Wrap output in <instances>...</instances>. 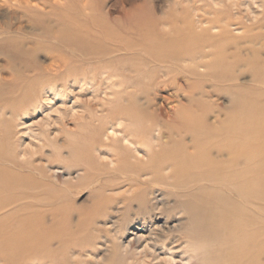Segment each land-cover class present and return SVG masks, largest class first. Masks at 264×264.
<instances>
[{
    "label": "bare ground",
    "instance_id": "6f19581e",
    "mask_svg": "<svg viewBox=\"0 0 264 264\" xmlns=\"http://www.w3.org/2000/svg\"><path fill=\"white\" fill-rule=\"evenodd\" d=\"M240 1L222 0L220 10L211 8L194 20L187 11L181 17L176 13L156 16L153 7L143 1L106 9L101 0H0V8L7 5L9 9L6 20H0V73L5 74L0 86L9 97L0 102L2 113L15 116L20 112L16 102L29 105L34 92L64 88L60 82L65 80L68 85L86 78L96 79L95 84L106 85L107 81L105 87L114 96L105 115L98 116V108L87 107L80 113V123L70 121L78 131L71 133L73 141L62 143L75 159L69 167L72 172L66 175L87 174L82 173L77 182L56 186V167L35 163L30 157L33 153L15 141L10 149L0 148V264H92L93 260L100 264L95 247L98 236L89 235L82 249L65 225L71 217L66 192L84 184L97 186L86 210L94 224L103 218L104 227L114 214H126L133 201L141 208L150 204L149 210L158 213L166 195L183 197L179 205L192 206L190 214L208 213L201 222L206 232L200 235L197 230L185 239L182 250L190 258L194 257L191 253L198 255L196 251L202 255L201 246L190 248L194 237L195 242L211 245L203 251V259L199 258L201 264H264V0L259 5L254 0L242 3L249 14L255 13L251 18L246 15L249 24L242 16L233 17L232 11L240 14ZM252 5L262 10L257 13ZM41 57H48V64L41 65ZM246 74L250 80H245ZM221 92L230 97V113L223 121L207 124L212 111L207 99ZM102 103L98 112L103 114ZM163 106H170L164 112L169 118L166 126L156 121L161 119ZM123 122L130 126L119 130L122 137L113 139L112 133L103 140L107 131L116 134ZM9 123L0 118L2 128ZM130 136L135 139L129 140ZM12 137L1 133L0 144ZM125 142L130 146L122 145ZM23 156H27L24 161ZM100 156L107 160H99ZM122 186L127 187L119 191L117 200L104 196L117 193ZM63 194L64 199L60 198ZM148 213L143 223L149 229L155 225L157 232L152 230L151 240L137 252L140 255L152 252L159 246L161 233L174 231L182 223L177 217L171 226L167 222L157 225ZM120 226L125 230L124 224ZM178 237L182 239V234ZM124 246L126 252L130 244ZM83 250L86 260L74 258ZM111 250L115 254L116 249Z\"/></svg>",
    "mask_w": 264,
    "mask_h": 264
},
{
    "label": "rangeland",
    "instance_id": "374dc122",
    "mask_svg": "<svg viewBox=\"0 0 264 264\" xmlns=\"http://www.w3.org/2000/svg\"><path fill=\"white\" fill-rule=\"evenodd\" d=\"M87 1H90L91 2L92 0H87ZM101 1L104 3L103 6H105L106 9L109 6H111V5H115V7L124 6V7L127 8V7H129L128 5L131 4V3H135L137 5L138 4L140 5L141 2L143 1L144 3H146V5H149V6L153 7L152 8V11H153V13L156 16H159L160 17V16L163 15L164 17H166L169 14H175L176 13L177 16L181 17V16H183V12L184 11H187L189 13V15L193 16L194 20H196L197 19V16L200 15V14H202V12H209V9L210 10H212V9H218V10H220L222 8V4H223L222 3V0H101ZM246 1H248V0H241L238 3L237 8H238L240 14L237 13L236 11H232V13H233V17L235 16V19H239L242 16L241 17V20L243 22H245V23H248L249 21L246 18V15H249V18H251V17H253L255 15V13L253 15L252 14H249V12L246 10V8L242 5V3L243 2H246ZM254 1L257 2V4H258L260 0H254ZM254 1L252 0L251 3H254ZM219 5H220V8H219ZM251 8H253V10L255 9V12H257V13H259L262 10V9H258L257 8V5H252ZM8 10L9 9H8V6L7 5L6 6H2L0 8V20L1 21L2 20L3 21L6 20L5 18L7 16H6L5 11L8 12ZM256 10H258V11H256ZM257 15L258 14H256V16ZM244 16H245V18H244ZM1 63H3V62L0 59V64ZM40 64L41 65L43 64V66H44V64L45 65L48 64V57H41L40 58ZM4 75L5 74L0 73V82H1V79L4 78ZM243 77L245 78V80L246 79L247 80H250V75L249 74H246V76H243ZM87 80L90 81L88 78H86L85 81L83 80L82 83L79 82L78 80H76V81L73 80V81H71V83L69 85L67 83H65L66 80L63 81V82H60V84L62 83V85L64 86V88L63 87H60V88L56 87L57 89L56 88H53V90L55 89V90L58 91L57 94H55V95H52V93H51L53 90H51L50 92H47L46 91L47 88H44L42 90H38L37 92H34L33 99L31 100L32 102L30 101L29 102V105L28 104L26 105V106H28V108L26 106H24V107L22 106L23 105V101H21V103L20 102H16V103H18L16 105V108L19 107V109H20L19 110L20 112L18 111L19 113L18 114L16 113V115H15L16 117L13 116V114H10V115H9V113L8 114H4V113H2L0 111V118L5 119V120H8L10 122L9 124L5 125L4 128H2L3 126L0 124V134L6 131L7 134L9 133V137H10V135L12 137L17 132L16 135L13 136L14 138L12 137L11 139L7 140V143L6 142H2L0 144V148L2 150H4V148L7 146V147H9L8 149H10V147L12 145H14L13 144V141H15V144L18 145V147L20 145H22L20 147H23V148L26 147L29 150L28 153H31V154L33 153L32 156H30L31 154L28 155V156H30L33 161H36L35 163L38 162V163L42 164L45 167L46 166L52 167V168H55L56 167L55 168L56 169L55 170V174L57 175V178H58V180H56V182H55L56 183V186L57 185H60V184L61 185H63V184L64 185H67L66 183L68 181H76L77 182L83 176L82 173H84L83 171H80V173L77 172V174L76 173H73L70 176H67L66 175L71 170V168H69V167L71 165H74L75 159L73 158V153H69L68 152V149L67 148H64L63 147V144H62V143H66V140H67V142H71V141L74 140V136L71 133L72 132L74 133L76 131V128H77V131H78V126H77V124L75 125L73 123H75V122L78 123V121L80 123V120H79L80 119V113L83 112L85 110V108H87V107H89L92 110H95L96 108H98V111H100L98 106H100L101 104L99 105V101H100V103H101V101L103 102L102 104L104 105V112L102 114V112H98L97 111L98 114L96 112V115H98V116L105 115L104 113L106 112V110H111V108L113 106L112 103L109 105L108 102H112V100H114V96L113 95H110L111 94V92H110L111 89L108 91L109 87H107V88L105 87V86H107V84H109V82L104 81L106 83V85L105 84H101L102 82L100 84L99 83L95 84L96 79H93L92 81H90L92 83V86H91V84H89V82ZM94 80H95V82H93ZM72 82L74 83V85H73ZM84 83H86V85ZM0 85H1V83H0ZM65 85H66V87H65ZM93 85L94 86L96 85L95 86L96 87L95 88L96 90L94 89ZM86 87H87L88 90L86 89ZM84 89H86L87 92ZM100 89L103 92L100 91ZM71 90H72L73 94H72V92H70ZM83 90H84L85 93H83ZM89 90H90V92H89ZM128 90H131V89H128ZM27 91H29V90H27ZM67 91H68V93H67ZM79 91L82 94L80 93V94L76 95V93H78ZM91 91H93L94 93L91 92ZM69 93H71V94H69ZM44 94H45V96H44ZM61 94L63 95V98H65V99L62 98V95ZM2 95L3 94L1 92V86H0V100H1L0 102L1 103L7 101L6 99L9 98L8 96L6 97L7 94H4L3 96ZM104 95L105 96L107 95V97H104ZM56 96L58 98H56ZM92 96H96L95 97L96 101L94 100V98ZM100 96H103V97H100ZM13 97H15V95H13ZM74 97H76V98H74ZM99 97H100V99H99ZM97 98H98V100H97ZM44 99L47 100V102ZM82 99H83V101H82ZM103 100H105V101H103ZM207 100H210V102H211V108L210 109L212 110L211 112L208 113V117H207V120H206L207 124H212V122H215V121H223L225 114H229L230 113V110H231V108H230L231 107L230 106L231 105L230 97L229 96L227 97L226 94H224V93L221 92L218 96L209 97ZM44 101H45V103H44ZM48 101H49V103H48ZM91 101L93 102L92 104H91ZM263 101H264V99H263ZM96 102L98 103L97 105H96ZM160 102H161L160 99H158L157 105H159ZM94 103H95V105H94ZM20 104H22V105H20ZM83 104H85V106ZM31 105L32 106L34 105V106L32 107ZM44 105H45V107H44ZM80 105L82 107H79ZM83 106H84V109H83ZM168 107H170V106H163V110H162L163 114L161 116V119L160 118H157L156 119V121L159 122V124H161V122L163 121L162 122L163 126L168 125V123H165L166 122L165 120H167L169 118L166 116V113L164 114V112H165L166 109L168 111L170 110ZM73 109H75V110L78 109V110L75 111ZM92 110H90V111H92ZM86 111H88V110L86 109ZM56 112H57V114H56ZM92 112L94 113V111H92ZM254 112H261V111L254 108ZM20 113H21V115H20ZM63 113H64V115H63ZM73 113H75V114L78 113V114L75 115ZM70 114H71V116L73 118L72 117L70 118ZM66 115L69 116V117L67 118ZM17 116H19V117H17ZM20 116H21V118H20ZM57 116H58V118H57ZM55 117H56V119H55ZM59 117H61V118L63 117L62 118L63 120L61 118H59ZM171 118H174V114L171 115ZM69 119H71V120H69ZM77 119H78V121H77ZM158 119H160V121ZM19 120H20V123L17 124L19 126L18 127L16 125V123H18ZM70 121H72L73 123H71ZM46 122L49 123L50 127H49V125H47L48 123H46ZM58 124H60L61 126H59ZM128 124L129 123H127V122L126 123L123 122L119 126H117L115 124L117 126L116 129H115L117 133L114 134L115 131L114 132H110V131L108 132L107 131L106 134L103 136L104 139L103 138L102 139L103 140H106L107 138L110 139L109 136L112 133L113 134L111 135V137L114 135L112 137L113 139L114 138H120V137H122V134L119 133V130L121 131V129L123 127H124L123 129H125L127 126H130ZM66 125H67V128L65 127ZM108 134H110V135L108 136ZM35 137L36 138L38 137V138L36 139ZM17 138H19V139L22 138V140H21L22 142H19V139H17ZM128 138H129V140L135 139L134 136L133 137L130 136ZM136 139H138V138L136 137ZM1 140H3V139H1ZM32 144H36V146L35 145L32 146ZM27 145H30V146L27 147ZM42 145L44 146V148H43ZM122 145L130 146L126 142L123 143ZM131 147H128V148H131ZM17 150L20 151L21 149H18L17 148ZM33 150H35V152ZM95 154H97V152H95ZM106 154L108 155L110 153L108 152ZM26 157L23 156L21 159L24 161V159H26ZM101 158H103L104 160L101 159ZM101 158H98V159L99 160H102V161H106L107 160V158H104V157H101ZM40 159H42L41 162H40ZM70 172H72V171H70ZM84 175H87L86 172L84 173ZM127 186H122V188L120 187L119 188L120 190L118 189L117 191H115L117 193H114V192H106L104 194V196L106 198L109 197V198H112L113 200H117V199H114V198H116L118 196V194L123 193L122 191H124V189ZM59 187H61V186H58L56 188H59ZM96 188H97V186H95V185L84 184V185L76 186L75 188L71 189V191L66 192L67 193L66 196H68L69 205L71 207L70 208L71 209V217L68 220H66L65 225L67 226V224H68V227L70 229L69 233L71 234V236H73L77 240V242L79 241L78 246L80 248H82V249H85L87 247V243L85 241H86V238L89 235H91V234L94 233V235H97L98 236L97 239H96L97 241L95 240V242H96L95 243V247H96V250L98 251V253L96 255L97 257L96 256L95 257L96 258H99V259L101 257L102 260L100 259L101 260L100 261V264H111V263H113V264H129V263H132V264H153L154 263L155 264V262H157L156 264H162V263L163 264H167L168 261H169L168 264H201L199 258H201V260L203 259L202 258L203 251L206 250L208 248V246L211 247V245L207 241L206 242L205 241H202V242H199L198 243V242H195L196 240L193 237V241L194 242H191L190 241L191 242L190 248H194V247L199 248V246H201V248H199V249H201L200 251H201L202 255L199 252L196 251V253L198 255L195 256L194 253H191L192 256H194L192 258L189 257V254L190 253H188V252H185L186 254L184 253V251H183L184 249L183 248L186 246L185 245V239H187V235L190 237V236H194L195 233L196 234H200L199 232H201L200 235H202V233H205L206 232V230L204 229V226L201 224V222L204 219H207L208 218L207 217L208 213L205 212L206 213L205 214L204 212H199L201 215L204 213L201 216V215H199V213L196 212L198 214V215H196V213H192V212H194V210L193 211L192 210H188V208H191L192 207V206L191 207L189 206L191 204L188 203L189 204L188 205L189 207H187V209H186V206L187 205H185V206L183 204H182L183 206L182 205L181 206L179 205V204L182 203L180 201H181V199L183 197H179V198L177 197V198H175V197H173L171 195H166L164 197L165 205L163 204L164 206L162 208L160 206L161 209L159 210L158 213L155 210H154L155 212H151L150 211V210H152L150 204H148V207H147L148 209L146 208L145 205H144V207L141 208L139 206V202L138 201L137 202H134L133 201L132 202L133 205H131V207L128 208V212L126 211V214L125 213L124 214H120L119 215L120 217L117 214H114L113 215L114 217H112L113 221H111V220L109 222L107 221L108 223H106V225H105L107 227L106 228L105 226L103 227V225L101 224L104 221V220H102L103 218H99L96 221V223L94 224L93 221L90 220V218L87 217V214H86V212H87L86 210L91 206L92 201H94L92 194L96 191ZM119 191H121V193ZM225 191H226V189H225ZM227 192H229V190ZM63 197L66 198L64 194L60 198L64 199ZM149 197L151 199L152 196L150 195ZM166 199H167V201H166ZM183 200H184V198L182 199V201ZM134 203H136V205ZM177 203H178V205H177ZM167 205H169V206H167ZM136 206L137 207L139 206L140 209L137 208ZM181 207H183L184 209L181 208ZM145 208H146V210H145ZM149 208H151V209L149 210ZM174 208H176L177 210L174 209ZM129 209H131V210H129ZM181 209H183L187 213L184 212ZM143 210H145V211H143ZM169 210H171L172 212L169 211ZM188 211H189V213H188ZM190 211H192L191 214H190ZM136 213H138L139 215L136 214ZM147 213L151 215V219H152L151 222L152 223H155L157 225H160V224H163L164 222H167L171 226L173 224L172 221L174 219H176L177 217L181 220L182 223L180 222L181 224L178 225V227L176 226L175 229H174V231L171 230L172 232L169 231V232H163V233H161V236L159 238L160 241L158 240L159 246L156 247V248H153L154 252H156V253H154L153 250H152L153 253L152 252H149L150 253L149 254L147 252L146 254H143L141 252V255H140V253L138 254L137 252H140L141 251V249L143 248L144 244H146L149 239L151 240V237L153 236L151 234L152 233V230L154 232H157V231H155V229H153V228H155V225L152 228L149 229V225H147L148 223H143L142 218H144V217L147 218V216H148V215L146 216ZM144 214H145V216H144ZM163 215H165V216H163ZM121 217H122V219H121ZM127 217H128V219H127ZM163 217H165V218H163ZM193 217H195L196 220ZM114 219H116V220L114 221ZM198 219H201V221L198 220ZM116 221L119 222V223H117ZM110 223H111V225H110ZM114 223L119 224V227L120 228H121L120 225H123L124 224L126 226L125 230H123V229L121 230L118 227V225L117 224L115 225ZM115 228H117L118 230L115 229ZM183 231H185V232H183ZM195 231H197V232H195ZM123 232H125V233H123ZM193 232H195V233H193ZM139 233H140V235H139ZM134 234L137 237H142L141 240L139 239V241H138ZM169 234H170V236H169ZM173 234H174V236H173ZM175 234L177 236H175ZM179 234H182V239L180 237H178ZM144 235L146 236V238H145ZM205 235L206 234H203V236H204V237H202L203 239H206L205 238L206 237ZM120 236H122V237H120ZM111 238H113V240ZM164 238H165V240H164ZM117 240L119 241V244H118V241ZM182 242H183L184 245H182ZM127 244H130V246L127 247V249H125L126 250V252H125L124 251V247H125L124 245H127ZM180 245H182V246H180ZM204 245H205V247H204ZM170 248H171V250H170ZM107 249H109V250L116 249V252L114 254V251H112V250L109 251ZM130 249H132V250H130ZM87 250H89V248ZM134 251H136V252H134ZM167 251H169L171 255L170 254H167ZM110 252H112V254ZM120 252H121V254H120ZM86 253L87 252L84 251V250L82 252H80V253L77 252L75 254L74 258H76V259L79 258V259L86 260ZM131 254H133V255H131ZM154 254H156V255H154ZM153 255H154V257H152ZM169 255H170V257H168ZM102 256H103L104 259L102 258ZM106 256H108V257H106ZM150 256H151V259H150ZM128 257L129 258L131 257V258L129 259ZM159 258H160V260H159ZM87 259H88V257H87ZM90 259H91V257H90ZM125 260H126V262H125ZM131 260H133V261H131ZM155 260H157V261H155ZM93 261H91V263L92 264H95ZM143 261L145 263H143ZM164 261H165V263H164ZM31 263L32 264H36L35 261L34 262H31Z\"/></svg>",
    "mask_w": 264,
    "mask_h": 264
}]
</instances>
